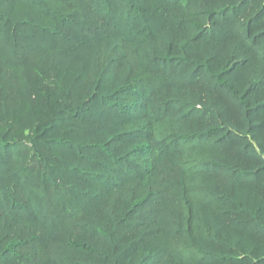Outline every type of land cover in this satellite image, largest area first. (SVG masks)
I'll use <instances>...</instances> for the list:
<instances>
[{
	"label": "trees",
	"instance_id": "1",
	"mask_svg": "<svg viewBox=\"0 0 264 264\" xmlns=\"http://www.w3.org/2000/svg\"><path fill=\"white\" fill-rule=\"evenodd\" d=\"M0 264H264V0H0Z\"/></svg>",
	"mask_w": 264,
	"mask_h": 264
}]
</instances>
